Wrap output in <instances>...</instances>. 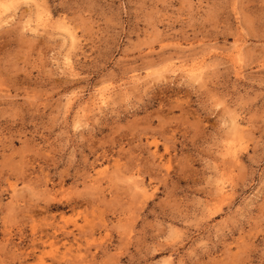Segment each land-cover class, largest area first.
<instances>
[{
    "label": "rangeland",
    "instance_id": "374dc122",
    "mask_svg": "<svg viewBox=\"0 0 264 264\" xmlns=\"http://www.w3.org/2000/svg\"><path fill=\"white\" fill-rule=\"evenodd\" d=\"M0 264H264V0H0Z\"/></svg>",
    "mask_w": 264,
    "mask_h": 264
},
{
    "label": "bare ground",
    "instance_id": "6f19581e",
    "mask_svg": "<svg viewBox=\"0 0 264 264\" xmlns=\"http://www.w3.org/2000/svg\"><path fill=\"white\" fill-rule=\"evenodd\" d=\"M189 71L194 72L196 71V68H191ZM103 91V90H102ZM100 92V91H99ZM105 92V91H104ZM101 94V93H100ZM103 100V99H102ZM100 102V101H99ZM96 106V105H95ZM100 107V106H99Z\"/></svg>",
    "mask_w": 264,
    "mask_h": 264
}]
</instances>
